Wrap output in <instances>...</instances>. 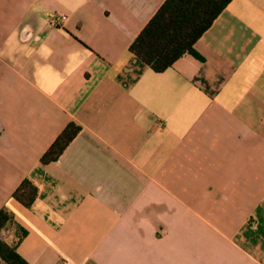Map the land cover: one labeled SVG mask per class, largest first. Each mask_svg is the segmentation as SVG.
<instances>
[{
    "label": "crops",
    "instance_id": "1",
    "mask_svg": "<svg viewBox=\"0 0 264 264\" xmlns=\"http://www.w3.org/2000/svg\"><path fill=\"white\" fill-rule=\"evenodd\" d=\"M164 1L0 0V209L29 264H264V0L156 73L129 46Z\"/></svg>",
    "mask_w": 264,
    "mask_h": 264
},
{
    "label": "trees",
    "instance_id": "2",
    "mask_svg": "<svg viewBox=\"0 0 264 264\" xmlns=\"http://www.w3.org/2000/svg\"><path fill=\"white\" fill-rule=\"evenodd\" d=\"M232 0H165L129 46V51L152 71L161 73L185 54L198 56L194 45L211 27ZM80 132V126L70 122L40 158L42 164L59 159ZM38 194L37 187L24 179L12 197L29 208ZM14 227L16 240L0 239V259L6 264H29L17 247L27 231L14 220L6 208L0 209V233Z\"/></svg>",
    "mask_w": 264,
    "mask_h": 264
},
{
    "label": "built area",
    "instance_id": "3",
    "mask_svg": "<svg viewBox=\"0 0 264 264\" xmlns=\"http://www.w3.org/2000/svg\"><path fill=\"white\" fill-rule=\"evenodd\" d=\"M67 19L65 15H55L50 19V24L55 27H62Z\"/></svg>",
    "mask_w": 264,
    "mask_h": 264
}]
</instances>
